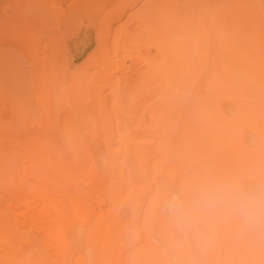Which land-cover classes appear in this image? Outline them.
<instances>
[{
    "label": "rangeland",
    "instance_id": "374dc122",
    "mask_svg": "<svg viewBox=\"0 0 264 264\" xmlns=\"http://www.w3.org/2000/svg\"><path fill=\"white\" fill-rule=\"evenodd\" d=\"M209 179L264 197V0H0V264H264Z\"/></svg>",
    "mask_w": 264,
    "mask_h": 264
},
{
    "label": "clouds",
    "instance_id": "9594fccd",
    "mask_svg": "<svg viewBox=\"0 0 264 264\" xmlns=\"http://www.w3.org/2000/svg\"><path fill=\"white\" fill-rule=\"evenodd\" d=\"M166 211L175 218L181 231L197 238L202 249H210L217 243L218 233L216 229L209 232L206 221L235 217L239 228L234 238L242 241L246 233L264 224V197L241 196L231 183L209 179L187 194L173 195Z\"/></svg>",
    "mask_w": 264,
    "mask_h": 264
},
{
    "label": "bare ground",
    "instance_id": "6f19581e",
    "mask_svg": "<svg viewBox=\"0 0 264 264\" xmlns=\"http://www.w3.org/2000/svg\"><path fill=\"white\" fill-rule=\"evenodd\" d=\"M192 44H194V43H192ZM172 49V48H171ZM158 69V68H157ZM160 73V72H159ZM161 74V73H160ZM166 74V73H165ZM161 76V75H160ZM144 166H145V164H144ZM144 166L142 165V167L144 168ZM146 167V166H145ZM145 170H146V168H144Z\"/></svg>",
    "mask_w": 264,
    "mask_h": 264
}]
</instances>
